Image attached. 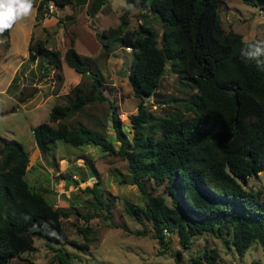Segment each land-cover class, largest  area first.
<instances>
[{"label":"trees","instance_id":"1","mask_svg":"<svg viewBox=\"0 0 264 264\" xmlns=\"http://www.w3.org/2000/svg\"><path fill=\"white\" fill-rule=\"evenodd\" d=\"M50 1L62 7L73 0L33 1L36 19ZM124 1L127 6L138 3L142 10L146 7L162 24L159 46L158 34L152 27L140 24L136 29H126L125 13L116 27L99 34L105 51L111 44L130 47L132 51L126 79L140 102L129 116L130 149L113 115L111 126L120 141L117 150L99 133L60 121L89 101L104 100L97 92L76 95L71 106H52L48 121L58 122L56 126L41 122L32 128L36 147L48 155L50 145L61 141L70 146H97L125 158L128 183L136 186L145 202L136 206L125 201L124 210L134 219L150 224L151 236L161 253L168 250L170 234H175L181 249L187 250L191 238L205 232L219 237L238 256L254 242L264 251V198L242 185L264 169V72L241 57L244 40L240 34L222 30L220 0ZM243 1L264 10V0ZM106 2L90 0L87 15L94 16ZM9 31L0 36L7 37ZM33 50L37 56L46 57L47 63L55 64V53L40 42ZM63 60L75 72L90 75L92 89L97 90L99 77L90 70L87 57L69 46ZM166 65L179 76L183 88L193 91L183 100L188 115L168 113L157 117L143 104L144 98L155 94ZM111 109L113 114L112 106ZM145 125L146 130L141 132ZM27 163L28 152L19 142L0 137V264L30 249L34 238L58 241L59 232L49 231L48 202L24 178ZM68 178L76 182L70 175L63 177ZM148 183L153 186L148 188ZM156 187L161 192L153 193ZM90 192L102 205L95 186ZM61 214L68 215L66 211ZM83 218L88 221L87 216ZM78 230L88 243L90 228ZM181 254L177 250L174 257L178 259ZM56 258L59 264H70L61 249H57ZM217 258L216 250L210 248L189 259L192 264H219Z\"/></svg>","mask_w":264,"mask_h":264},{"label":"rangeland","instance_id":"2","mask_svg":"<svg viewBox=\"0 0 264 264\" xmlns=\"http://www.w3.org/2000/svg\"><path fill=\"white\" fill-rule=\"evenodd\" d=\"M33 1L37 4L39 0ZM89 1L73 0L64 10L54 5L50 13L43 9L39 19L33 7L31 15L17 22L7 37L0 36V137L19 142L28 152L24 178L49 204V231L59 232L58 241L34 238L30 249L11 257L6 264H59L57 249L67 253L70 264H192L190 257L210 248L216 250L219 264H264V251L257 242L238 256L231 246L206 232L192 237L187 250L181 249L175 234H170L168 250L161 253L151 236L150 224L134 219L124 210L125 201L136 206L145 202L136 186L128 183L125 158L97 146H70L61 141L50 145L48 155L36 147L32 128L41 122L52 126L58 122L48 121L52 106H71L76 95L91 96L97 92L104 100L89 101L80 111L71 112L60 121L69 127L80 125L99 133L117 150L120 141L111 126L113 115L130 149L129 116L136 112L140 102L126 79L132 51L117 44H111L105 51L99 34L116 27L120 15L125 13L126 29H136L140 24L152 27L158 34L159 46L162 24L146 7L142 10L138 3L127 6L124 0H107L91 17L86 13ZM218 14L224 33H238L242 40H264V10L259 5H247L243 0H220ZM37 42L55 53V64L35 54ZM69 46L88 58L90 70L99 77L96 91L92 89L90 75L79 74L65 64L63 55ZM179 79L166 65L155 94L143 99L146 110L157 117L168 113L188 115L183 100L193 91L183 88ZM173 98L177 100L171 101ZM146 128L147 125L143 126L141 132ZM69 175L75 183L63 179ZM242 185L264 198V169ZM93 186L102 205L93 199L90 192ZM152 186L148 183V188ZM160 190L156 187L153 193ZM64 211L66 217L61 214ZM85 226L90 228L88 243L78 230ZM177 250L182 253L178 259L174 257Z\"/></svg>","mask_w":264,"mask_h":264},{"label":"clouds","instance_id":"3","mask_svg":"<svg viewBox=\"0 0 264 264\" xmlns=\"http://www.w3.org/2000/svg\"><path fill=\"white\" fill-rule=\"evenodd\" d=\"M33 0H0V33L10 30L13 26L31 15ZM241 57L255 63L264 72V40L243 41Z\"/></svg>","mask_w":264,"mask_h":264},{"label":"built area","instance_id":"4","mask_svg":"<svg viewBox=\"0 0 264 264\" xmlns=\"http://www.w3.org/2000/svg\"><path fill=\"white\" fill-rule=\"evenodd\" d=\"M53 9H54V4L52 2L51 3L48 2L44 7L45 13H50L53 11Z\"/></svg>","mask_w":264,"mask_h":264},{"label":"crops","instance_id":"5","mask_svg":"<svg viewBox=\"0 0 264 264\" xmlns=\"http://www.w3.org/2000/svg\"><path fill=\"white\" fill-rule=\"evenodd\" d=\"M67 5H65V6H62V7H60L61 9H63L64 10V8L66 7ZM36 11V10H35ZM36 14V13H35ZM38 21V20H37Z\"/></svg>","mask_w":264,"mask_h":264}]
</instances>
